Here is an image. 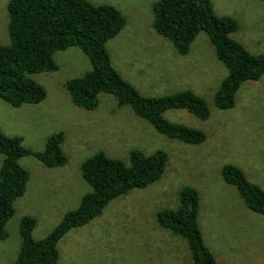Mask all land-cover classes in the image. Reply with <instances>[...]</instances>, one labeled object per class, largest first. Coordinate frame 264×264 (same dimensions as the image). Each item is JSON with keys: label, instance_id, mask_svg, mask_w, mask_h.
Wrapping results in <instances>:
<instances>
[{"label": "rangeland", "instance_id": "1", "mask_svg": "<svg viewBox=\"0 0 264 264\" xmlns=\"http://www.w3.org/2000/svg\"><path fill=\"white\" fill-rule=\"evenodd\" d=\"M10 0H0V45L10 43ZM110 5L125 19L123 29L106 47L120 76L146 98L188 90L201 97L209 117L199 119L186 110H168L163 118L205 134L189 145L159 134L129 107H118L110 94L98 96L94 110L74 105L65 83L90 71L78 49L56 52L57 70L32 75L45 90L38 104L11 106L0 100V130L20 137L33 152L44 150L46 139L62 134L66 164L47 168L31 156L19 159L29 174L26 191L14 203V215L0 239V264H11L20 249V220L33 217L32 237L41 240L75 210L91 191L81 164L98 152L129 165L130 153L163 151L167 164L161 178L112 200L87 225L70 230L58 243L57 264H193L186 241L156 221L160 210L174 209L182 187L194 188L200 199L198 223L216 264H264V217L250 211L236 188L224 183L225 165L239 168L246 179L264 190V75L246 81L235 94L233 108L220 110L214 94L227 76L205 33L187 55L152 29L153 5L159 0H87ZM214 13L233 18L238 30L231 37L253 54H264V2L210 0ZM3 156L0 154V167Z\"/></svg>", "mask_w": 264, "mask_h": 264}, {"label": "trees", "instance_id": "2", "mask_svg": "<svg viewBox=\"0 0 264 264\" xmlns=\"http://www.w3.org/2000/svg\"><path fill=\"white\" fill-rule=\"evenodd\" d=\"M264 2V0H261ZM152 29L167 40L179 55H187L200 33H205L217 60L228 74L214 94V105L220 110L233 108L235 94L242 83L257 81L264 75V54L253 55L231 35L238 30L236 21L214 13L210 0H159L153 7ZM10 43L0 45V100L20 107L42 102L46 93L32 75L54 72L56 52L78 48L88 59L91 69L80 78L65 83L74 105L88 110L98 106L100 94H110L118 107H129L161 135L189 145L205 141L199 130L171 123L163 118L168 110H186L205 120L209 109L205 101L184 90L159 98L141 96L111 64L107 43L124 27L123 15L110 5H92L87 0H10L8 7ZM62 134L46 139L44 150L33 152L22 146L20 137H8L0 130V239L14 215V203L26 191L28 172L19 159L31 156L47 168L61 167L66 157L61 149ZM167 164V155L156 151L145 155L130 153L129 165L102 152L81 164V174L91 191L79 206L67 212L51 233L34 240L36 220L25 216L20 220V249L11 264H57L59 241L72 229L87 225L111 202L132 189H142L157 182ZM224 183L234 186L245 206L264 217V190L249 182L243 172L232 165L221 169ZM200 199L189 186L178 193L174 209L156 213L157 223L183 238L193 264H216L206 247L198 223Z\"/></svg>", "mask_w": 264, "mask_h": 264}]
</instances>
